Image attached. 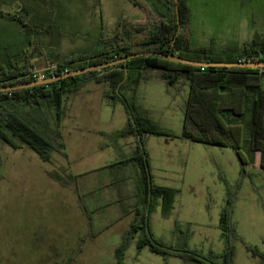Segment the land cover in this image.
<instances>
[{
  "label": "rangeland",
  "instance_id": "374dc122",
  "mask_svg": "<svg viewBox=\"0 0 264 264\" xmlns=\"http://www.w3.org/2000/svg\"><path fill=\"white\" fill-rule=\"evenodd\" d=\"M143 1L154 12L164 10L163 0ZM187 1L195 48L240 51L253 40L254 32L264 34V0ZM124 5L125 0H0V13L23 20L34 33L30 40L18 22L0 15V65L26 54L24 62L30 65L29 70L45 78L72 54L98 50L102 36H110L117 16L130 17L137 10ZM102 12L105 19L100 34L97 25ZM89 83L81 93L66 100L67 115L62 121L66 157L54 153L52 161L45 162L26 146L0 147V264H67L74 250H85L76 264L117 261L115 252L127 230L126 219L117 215L128 210L132 189L136 215L141 181L136 164L123 162L135 155L138 142L132 137L137 143L132 145L135 150L127 143L115 145V150H106L108 146L100 150V142L109 145L112 141L111 136L100 137L123 129L127 122L119 110L112 120L111 111L99 102L102 84ZM86 90L94 92L87 94ZM188 93L187 82L173 87L148 83L138 90L134 100L141 118L175 135L145 137L153 183L165 187L170 175L177 184L169 188L178 191V209L171 217L164 215L161 200L155 204L153 234L166 245L186 243L204 254L222 253L225 242L220 218L230 193L236 198L233 221L241 238L233 241L234 264H264L244 245L264 254V170L259 165L260 154L255 165L245 167L243 175L232 149L182 139ZM73 124L77 127L75 133L70 129ZM115 159L126 166L128 183L124 188L129 191L111 183L110 179L123 175L116 162L111 164ZM88 179L91 182H85ZM117 194L128 199H120ZM200 234L207 239L202 240ZM144 249L141 264H194ZM137 250L143 249L139 250L133 241L123 263L134 264L132 256Z\"/></svg>",
  "mask_w": 264,
  "mask_h": 264
},
{
  "label": "trees",
  "instance_id": "16d2710c",
  "mask_svg": "<svg viewBox=\"0 0 264 264\" xmlns=\"http://www.w3.org/2000/svg\"><path fill=\"white\" fill-rule=\"evenodd\" d=\"M131 2L147 14L145 21L119 20L109 37L102 36L99 41L102 46L98 50L72 54L52 68L45 78L141 53L172 52L182 59L203 63H264V36L258 34L240 51L217 52L212 48L193 47L189 29L191 12L187 0H179V33L175 0H163L164 10L158 13L148 9L139 0ZM2 15L12 21L19 19ZM18 21L27 34H34L26 28L23 20ZM50 29L53 27L50 26ZM50 29L47 34L51 33ZM25 55L12 59L8 65H0V88L40 79L29 70L30 65L24 62ZM153 80L172 87L181 82L188 83L182 139L232 149L242 165L243 175L246 174L245 167L255 165L257 154H260L259 165L264 170V69L197 68L157 57L138 58L129 61L127 67L120 64L49 85L0 93V147L4 144L14 149L26 146L45 162H51L54 153L66 157L61 133V124L67 115L66 100L80 92L89 82L105 84L108 90L104 98L111 105L121 103L128 116L126 126L111 134V139L136 138L138 148L135 155L123 163L136 164L141 180L135 220L115 252L118 264H124L125 253L133 241H136L139 250L147 247L157 255L189 263L234 264L233 241L241 238L233 221L236 200L233 194H228L220 218L225 242L222 253L204 254L190 249L186 243L166 245L153 234L151 216L155 204L161 200L164 215H170L178 191L153 183L146 157L145 137L155 135L172 138L175 135L141 118L134 100L126 96L128 92H135L141 84ZM106 147L105 144L101 145L100 150ZM244 245L254 257L264 260V254L256 247Z\"/></svg>",
  "mask_w": 264,
  "mask_h": 264
},
{
  "label": "crops",
  "instance_id": "0c3cea01",
  "mask_svg": "<svg viewBox=\"0 0 264 264\" xmlns=\"http://www.w3.org/2000/svg\"><path fill=\"white\" fill-rule=\"evenodd\" d=\"M148 9H151L152 10V8H150V6L147 4V3H145L143 0H140ZM243 1H247V0H243ZM103 6H104V2H103ZM125 7L127 6L128 8H130V7H132L133 9H137L136 10V12H134V14L133 15H131L130 17H125L124 15H122V14H120V15H118L117 17H118V19H117V21H116V24L118 23V21L119 20H121V19H125V20H131L132 22H143V21H145L146 19H147V14L138 6V5H135V4H133V3H131L129 0H125V5H124ZM124 8V7H123ZM118 10V9H117ZM122 9H120V10H118V11H121ZM153 11V10H152ZM2 13V12H1ZM0 13V15H1V17L2 18H4L3 17V15ZM4 19H6V18H4ZM104 19H105V15H104V12H102L101 13V15H100V19H99V22H98V25H97V29H98V31H99V33L101 34V30L103 29V27H104ZM12 21V20H11ZM14 22H18L20 25H21V27H22V29L24 30V28H23V26H22V24L19 22V21H14ZM115 24V26L112 28V30L110 31V33L112 34L114 31H115V28H116V25ZM251 31H252V29H251ZM27 34V33H26ZM110 34V35H111ZM258 33H256V32H254V36L255 35H257ZM28 35V37H29V39L31 40L32 38H31V35H29V34H27ZM262 36H264V34L262 33L261 34ZM32 42V41H31ZM89 51H91V50H89ZM52 70V69H51ZM40 78H43V77H40ZM92 83H94V82H90L89 83V85H92ZM148 83H159V84H163V85H165L164 83H162L161 81H159V80H153V81H150V82H148ZM148 83H144L143 85H145V84H148ZM95 84V83H94ZM97 84H102V83H97ZM87 85L88 84H86L82 89H84V88H86L87 87ZM142 84L136 89V91L135 92H128V93H126V96L129 98V99H132V100H135L136 99V95H137V92H138V90L143 86ZM107 90H108V88H107V86L105 85V84H102V88L101 89H99V92L98 93H100V96H99V98H100V100H99V102H101V105L102 106H104V107H106L107 109H108V111L110 112V114H111V117H112V120H115V118H116V114H117V111L119 110V112H120V114H121V118H123V120L125 121L126 120V122H127V119H128V116H127V113H126V111H125V108L123 107V105L121 104V103H116L115 105H111L105 98H104V94L107 92ZM82 92V90L80 91V93ZM94 91L93 90H86V93L87 94H92ZM78 95H80V94H78ZM85 99V98H84ZM84 99H82L81 100V103H83L84 102ZM71 103H72V101H71ZM86 104H87V101H86ZM72 105L73 104H70L69 105V107L70 108H72ZM70 108H69V110H70ZM72 112V111H71ZM74 125L75 124H73V126L72 127H70V129L71 130H73V132L75 133V131L77 130V127H74ZM102 132V131H101ZM111 133H109V134H105V135H103V136H101L100 138H103V139H107L108 138V136H111V134H113L114 132H116V131H110ZM61 133H62V135H63V132H62V124H61ZM98 134H101L102 135V133H100V131L98 132ZM64 139V138H63ZM112 140V139H111ZM128 144L129 146H132V145H135V143H136V140L135 139H128V140H122V139H120V140H118V141H116V142H112V141H110V143H109V145H107L108 146V148L106 149V150H108V149H112L113 148V150H115V145H117V146H119V147H121V146H124L125 144ZM101 145H104V143H102V142H100L99 143V147L101 146ZM136 145H137V143H136ZM133 147V146H132ZM136 147V146H135ZM135 147H133L134 148V150H135ZM122 160H119V159H115V161L113 162L112 161V163L111 164H113V163H117L118 164V167L120 168V169H122V172H123V175H121V176H119V177H117L116 179H110L111 180V183H113V184H116L117 186H120L121 188H123V190L124 191H129V189H126V188H124L125 187V185H126V183H128V182H126V180H127V177H128V175H127V173H126V171H125V168H126V166L124 165H122V164H120V162H121ZM185 169V167H180L179 168V170H184ZM171 178V176L169 175L168 176V179H167V183H165V187H172V186H175V185H173V184H177V182H174L173 180H171L170 179ZM85 182H91V180L90 179H88L87 181H85ZM88 184H90V183H88ZM159 185L160 184H163V183H158ZM116 186V187H117ZM131 188H133V186H131ZM172 188H175V187H172ZM117 196H119V198L120 199H123V200H127L128 198H132L131 199V203H130V205L128 206V210L127 211H122V213H117L118 215V218L119 217H123V218H125L126 219V228H127V230H126V233H127V231L129 230V228H130V226L132 225V223H133V221H134V219H135V214H134V212H133V206H134V203H135V200H134V197H135V190H131L130 191V195L128 196V198L126 197V196H124V197H122V196H120V195H118L117 194ZM175 199H177V196H176V198ZM177 207V201L175 200V203H174V207H173V210H172V213L169 215L170 217L174 214V212L178 209V208H176ZM119 212V211H118ZM153 220V219H152ZM206 232H204V234H205ZM200 236H201V239L202 240H206L207 239V237H203L201 234H200ZM128 250V249H127ZM138 251V250H137ZM84 252H85V250H74V252L73 253H70L69 255H68V257L67 258H69L68 260H66V262H67V264H76V262H77V259H79V258H81V256H83V254H84ZM127 252V251H126ZM146 252V249H143L142 251H138V252H136V256L135 255H133L132 256V262L134 263V264H141V261H140V258H141V256H142V254L143 253H145ZM125 258V257H124ZM153 259V258H152ZM176 259H178V258H176ZM66 264V263H65ZM111 264H117V261L115 262H113V263H111Z\"/></svg>",
  "mask_w": 264,
  "mask_h": 264
},
{
  "label": "water",
  "instance_id": "95a60500",
  "mask_svg": "<svg viewBox=\"0 0 264 264\" xmlns=\"http://www.w3.org/2000/svg\"><path fill=\"white\" fill-rule=\"evenodd\" d=\"M176 2V13H177V20H178V33L180 31V12H179V0H175ZM145 57H157L164 60L180 63L187 66L197 67V68H249V69H264V63H251V62H240V63H203V62H196V61H190L186 59H182L180 57L175 56L172 52L170 54H160V53H141V54H135L131 56L124 57L122 59H118L111 62H106L103 64H99L96 66L86 67L74 72H68L65 74L52 76L50 78H40L39 80H36L34 82L25 83V84H16L8 87H2L0 88V93H11L19 90L24 89H30L37 86L42 85H49L58 81H62L71 77H77L83 74H87L94 71H101L104 69H108L110 67H115L120 64H124L127 67V64L129 61L138 59V58H145Z\"/></svg>",
  "mask_w": 264,
  "mask_h": 264
}]
</instances>
